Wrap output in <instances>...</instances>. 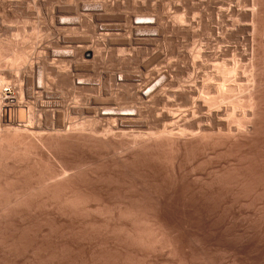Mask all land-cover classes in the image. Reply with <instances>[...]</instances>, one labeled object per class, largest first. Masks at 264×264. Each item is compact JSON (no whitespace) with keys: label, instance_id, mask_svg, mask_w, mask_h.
Returning a JSON list of instances; mask_svg holds the SVG:
<instances>
[{"label":"bare ground","instance_id":"obj_1","mask_svg":"<svg viewBox=\"0 0 264 264\" xmlns=\"http://www.w3.org/2000/svg\"><path fill=\"white\" fill-rule=\"evenodd\" d=\"M65 1L66 5L62 1L57 9L56 18L51 12L56 41L50 46L53 48L50 54L37 56L36 70L29 64L33 55L29 59L32 52L28 51L32 48L28 46L33 42H26L24 35L20 43L10 38L4 40L2 35L0 38V264H53L58 258L66 264L75 259L76 251L87 254L89 242L86 241L91 239L103 240L117 251L113 262H129L137 254L149 264L158 253L163 255L166 251L168 256L175 255L180 252L176 250L179 246L176 248L174 235L159 210L170 178L186 186V194L198 210L204 203L212 202L231 213L240 197L258 192L264 198V0H182L189 9L196 2L194 6L199 7L200 17L195 24L213 31L218 42L234 39L250 47L246 51L243 45L244 50L240 52L236 46L233 52L224 45L225 48L215 53L203 50L202 55L197 53L206 59L212 58L215 64L223 62L214 72L221 83L213 85L215 81L220 82L213 79V84L208 82L211 87L203 84V90L200 89L205 91L199 97L202 103L193 100L197 88L190 86L189 81L180 91L174 89L176 73L170 70L171 66L148 70L147 64L140 66L138 59L140 50H152L159 43L169 42L171 33L194 36L193 20H187L188 24L182 26V19L176 17L171 23L164 8L154 3L145 5L144 0H129L121 6L117 0H97L93 4L83 0L87 4L82 7L78 0ZM25 3L24 0H0L2 18L17 22L20 17L22 21L25 15H21L28 7ZM62 5L65 9L60 8ZM119 8L124 9L122 14ZM206 9L216 10L217 23L232 29L219 32L218 27H207ZM47 16L49 19L50 15ZM229 16L234 17V24ZM83 33L91 35L89 45L79 41V37L86 35L88 39V34L83 36ZM120 42L125 47L119 49ZM100 46L109 47L111 60L105 68L101 65L102 69L96 62L106 47L101 50ZM230 52L235 53V60L229 67V61L227 65L225 60ZM118 53L121 57H117ZM180 56L188 67H184L185 71L194 68L193 53ZM245 62L248 63L245 65ZM205 66L201 64L198 68ZM244 71L249 74L251 89L242 96L238 88H242L246 77L242 76ZM186 73L189 76L192 70ZM206 77L203 78L206 82L211 79L210 74V78ZM235 90L242 97L235 98ZM211 91L218 97L213 94L215 99L212 98ZM229 93L234 96H228ZM169 98L191 105V110L186 109V113L183 110L185 114L180 117L177 114L182 112L178 111L179 118H175L170 114L173 109L167 108L171 105ZM159 107L168 112L159 113ZM205 107L207 111L202 114ZM198 113L200 116L195 118ZM240 127L243 129L239 130ZM41 148L62 162L65 171L75 165V173L59 178L66 174H62V169L48 166L51 156L45 153L43 157L39 153ZM219 148L224 150V157L237 162L235 169L223 170L219 177H205L186 164L190 158ZM87 161L93 170L85 173L79 167ZM119 252L123 259L117 256ZM48 254L54 257L47 258ZM201 258L205 257L200 255ZM168 259L160 260L168 263Z\"/></svg>","mask_w":264,"mask_h":264},{"label":"rangeland","instance_id":"obj_2","mask_svg":"<svg viewBox=\"0 0 264 264\" xmlns=\"http://www.w3.org/2000/svg\"><path fill=\"white\" fill-rule=\"evenodd\" d=\"M34 1L35 0H24V3L26 2L27 5H28V7L27 6L26 7L29 8V10L24 6L26 9L24 10V13H22V15H21V17H23V15H25L23 17L24 19L21 18L22 21L19 20L20 19V17H19V19H18L19 21L16 20L17 22H11V21H8L9 19L2 18L3 16H1V14H0V38H1V35H2L3 36L2 38L4 40H5V38L8 39V40L10 38V40L11 41L13 40L14 43H18V42L20 43V42H22L24 40H26V42H28L30 44H31V42H33L34 44L32 43L33 45H31V46H33L34 48L31 47V46H28V43H27V46L29 48H32V49H30V51H28L29 53L32 52V54L29 55L30 56L29 59H31V56L33 55L32 56V60H30V62H29L30 67L33 66L35 68V69L34 68L33 69L36 70L37 69L36 66L38 65L37 64L38 63V57L37 56H40V54L41 55L42 54L44 55V53L45 54H50L51 51H53V48L50 47V46L51 45L53 46V42L56 41V40H53V39H55V36H57L56 35L57 32H55V30H53L54 29L53 26H55V25L50 22L51 21L50 20V17L54 14L53 15L54 17L53 16L52 17L53 18H56L57 9H59V6L62 4L61 2L63 1L64 2L63 3L64 5H66L65 3H67V2L65 0H59V1H57V0H55V1L54 0H52V1H50V0H47V1L46 0H43V2H42V0H36L37 2L35 1L36 2L35 3ZM38 1H40V2H38ZM73 1H75V0H73ZM82 1L83 0L76 1L78 3L79 2L81 3V4L79 3V6L80 7H82V5H85L86 2H88V4L89 3L90 4H93L94 1H97V0H93V1L92 0H85L86 2L85 1L82 2ZM98 1H100V0H98ZM109 1L116 2V0H109ZM117 1H118V3H119L120 6L122 5V3L123 4L126 3V5L129 3V0H126V1L125 0H121V1L120 0H117ZM138 1L142 2L141 0H138ZM44 2H45V4H44ZM51 2H53L52 5H51ZM144 2H145L144 3L145 5L146 4L147 5H150V4H153L154 3L158 7H161V9L164 8L165 9L164 10V13H166L167 19H168V21L170 20L169 22H171V23H173L172 21H174V18H176V17L182 19V23H181L182 26H185V25L188 24V21L187 20H189V21H192L193 20L191 22V23H193V24H191V25H193L192 26L193 27L192 30L194 32H196V33L193 34L195 37L192 36V35H190V37H188V36H185L183 34L173 35L171 33V35H170L169 33H167V35H170L169 36L170 37L169 38L170 41L168 42L166 40L165 45H164V43L163 44L162 43H159V46H157V48H153L154 50L153 49L152 50H148L147 49V51L140 50V53L143 56L140 53L138 54V55H140L138 57L139 62H140L139 65L140 66H145L147 64V67L146 68L147 69L149 68L148 70L155 69L156 67H157V69L160 67V69L162 68L164 70V67L167 69V67L171 66L172 68L169 67V68H171L170 70H172L173 73H176V74L178 73L179 74V75H176V74L173 75V77H174V79L176 81L175 82L176 84H174L175 86H173L174 89L176 88L177 89V90L175 89L176 91H180L178 89L184 88V84L186 86H188V84L191 83L190 86L193 85L194 88H197L196 94H198V95L195 94L193 96L195 98V99L193 98V100H196L197 99L198 102H201L202 103L203 102L202 101V98L200 99L199 97H200V95L203 94V92H205V91H203V92L201 91V90H203L202 89L203 88L202 87L203 84H204V86L205 85H208V82L209 83L211 82L210 84H213V82H214L213 79H215L217 81L218 80L220 81L219 77L217 75H215L216 73H214V72L217 71V68L216 67H220L223 62L222 63L216 62L217 64H215V61L212 58L206 59L205 57H202V56H200L198 54H201L202 55V53L203 52H206V51L209 52V53H215V52H217L219 50V48L220 49L221 48L223 49L226 46L231 51H233L234 47L237 46L236 48H238V50H240V52L242 50H244V48L245 49L247 48L246 51H248L249 50L248 48H250V47L245 46L244 45L245 42H243V41H241V43L239 41L236 43V40H234V39L233 40L231 39L229 41H227L228 39H226V41H224V42H218L215 39L216 37H214L215 36L214 33H212L213 31L209 32V31H206V30H204L202 28H198V26L195 23H197V21H198L197 19H199L200 13L198 12L199 7L196 6L197 7L196 8L194 6L196 2L194 4H192V7L196 8V9H192V7L189 9V8L185 7L184 4H182V0L181 1L180 0H144ZM55 3L56 4L58 3L57 4V6H58L57 8H56ZM64 5H62L63 7L61 6L60 8L65 9L64 7H66V6H64ZM181 6H183V7H181ZM225 8L226 7H224V9ZM49 9L50 10L52 9L53 11L52 10L50 11ZM182 9H184V10H182ZM47 10H48V12H47ZM120 10H122L120 12V14H122L124 9L121 8ZM191 11H193V13ZM206 11L207 12L205 13V17H206L205 20L207 19L206 22L207 21L209 22V23L208 22L206 23V25L209 24V26H207V27H210V28H216V27H218L219 28L218 29L219 32L220 31L221 32H224L225 29H228L229 30L231 28V26H229V25H227V27H229V28H226L224 26L225 24L222 23L223 24L222 25V24H218L217 23L219 21L216 20V13L214 14V12L216 10H214V11L213 10L212 11L209 10V12H208V9H206ZM51 12H54V13L52 14ZM118 12H119V10H118ZM118 12H116V13H118ZM26 13H27V15H26ZM47 14L50 15L49 16V19H48ZM206 14H208L210 16V18ZM214 16H215V18H214ZM195 17H197V18H195ZM1 18H2V20H1ZM228 18L230 20H233L234 19V17L232 19L231 16H229ZM3 20H4V22L7 20L5 24L3 23ZM7 22H9V23L7 24ZM2 23H3L4 26L1 25ZM234 23H235V19H234L233 24ZM242 23H240V24H242ZM112 24H115L116 25V24H118V22H113ZM176 24L179 25L178 22ZM217 24L219 26H217ZM49 26H51V27H49ZM196 26H197V28H196ZM111 29H115V30L117 29L118 30L120 28L119 27H112ZM5 31L7 32V34L5 33ZM19 32H20V34H19ZM80 34L82 35V33H80ZM84 34H88V36L90 37V38L88 37V39H90V40H88L87 37H86L87 35L84 36ZM195 34L196 35L199 34V36L197 35V37H196ZM249 34H250V32L248 33V35ZM23 35H24V38H25L24 40H22L23 39ZM83 36H84V38L83 37H79V41L82 40L81 43L83 45H85V44L86 45H89L90 44L89 41H91V35H89V33H83ZM239 36L242 37L241 35H239ZM240 37H239V39H240ZM31 38H32V40H31ZM81 38H83V39H81ZM85 38L87 40H85ZM17 39H18V41H16ZM27 39L28 40L30 39V40L28 41ZM95 39L96 38H94V40ZM20 40H22V41H20ZM92 41H93V38H92ZM120 44L123 45V43L120 42L118 44L119 45L118 46L119 49L122 48V47H125V46H121ZM168 45H170V47ZM224 45H225V47H224ZM49 47H50V49L51 48L52 49L49 50ZM103 47L104 48L106 47L104 49V51H102V53H100V59H102L103 61L100 60V59H98L99 62H98V60H97L98 63L96 62L97 65L99 64L98 65V68L99 69L105 68L106 65L110 63V62L109 63L107 62L108 60H110L109 59V57H110L109 56V49H108L109 47L108 46H103ZM103 47L100 46V49L103 48ZM158 47H159V49H158ZM187 47H189V48H187ZM242 47H244V48H242ZM46 48H48V49H46ZM47 50L50 51V52H47ZM101 50H103V49H101ZM157 50H158V52H157ZM171 50H173L172 51L173 53H171ZM188 50L191 52V54L193 53L194 56H196V60H195L196 63H194V65H193L194 68L192 67L193 69H191V67H190L189 71L188 70L185 71L186 69H184V67H185L184 65H186V64L182 63L185 60H182L184 58H183V56H180V55H184V57L187 56L188 54H190V52ZM202 50H203V52H202ZM152 51L154 53L153 55H155V53H156L155 57H152L153 56L152 55ZM182 51L184 53H182ZM124 52L127 55L130 54V53H128L130 51H124ZM185 52H189V53L187 54ZM233 52H230V55L227 56L229 59L227 57H226L227 59L225 58L226 59L225 60L226 61V64L228 65V63H229V67H230V65L232 66L233 61L235 60V58L233 59L234 54H235V53L233 54ZM125 53H123V54H125ZM150 53H151V55L148 56V54H150ZM247 53H249V52H247ZM101 54L106 59L105 62H104L105 59L103 58V56ZM115 54H117V52ZM157 54H158V56H157ZM185 54H187V55H185ZM118 55H120V54L118 53ZM118 55H117V57H121V55L120 56H118ZM101 56H102V58H101ZM146 56H148V57H146ZM150 56L152 57V59L153 58H156V59H153V60L151 59L150 60L152 63L150 61H148L151 58ZM144 57H146V58H149L150 57L149 59H147L149 65H148V63H146L147 61H146V58H144ZM161 59H163V60H161ZM164 59H165V61H164ZM33 60H34V62H33ZM36 60H37V63H36ZM140 60H143V61L145 60L146 62H142ZM158 60L159 61L161 60V61L158 62ZM31 62H33V64L34 63L35 64L34 65L33 64L31 65ZM100 63H102V64H100ZM153 63H155V64H153ZM168 63H169V65H168ZM247 63L248 62H245V65ZM143 64H145V65H143ZM178 64L181 65V66H177ZM201 64H202V66H204V65H206V66L205 67H202L203 69L201 67L198 68V66H201ZM207 64H209V65H207ZM213 64H214V67L215 68L213 67ZM101 65H102V68H100ZM207 66H208V70H207ZM185 68L188 69V67H185ZM194 69H196V70H194ZM0 70H1V68H0ZM3 70H4V68H3ZM180 70H181V72H180ZM191 70H192V73L191 74L189 73V74L192 76L193 79L191 77H189L190 75L188 76L187 73H186V72H191ZM183 73L185 74V76H184ZM208 73L210 74V77H211L212 80L210 79L209 81L206 82V80L204 81L203 78H205L206 76L209 77V74ZM211 73H213V74H211ZM247 73L246 72L243 73L242 76L245 75L246 76L245 78L249 77V74H247ZM211 75L212 76L214 75V76L218 77V79H216V77H213L212 78ZM182 76H183V78H182ZM180 77L182 79H179ZM245 78L243 77V79H244V81H242L243 83L239 82V83L243 84V85L239 84L242 87L241 89H240V87L238 88L239 91L241 90L240 92H242V93H240L238 90L237 91L235 90V92L237 94H234V92L231 93V94H234L235 96L234 95H230V93L228 94V96L230 95L232 97L234 96L235 98H237V96L242 97V96H244V94H247L248 93V90L251 89V85H250L251 83L249 81L250 80V77H249V80H248V78L247 79H245ZM187 79H189V80H187ZM190 79H192L194 81H192V80L190 81ZM206 79H207V77H206ZM177 80H179L180 83L177 82ZM184 81H185V83H184ZM187 82H188V84H186ZM201 82H203V83H201ZM247 82L249 84H247ZM220 83H221V81L219 83L215 81V84H213V85L220 84ZM209 87H211V86H209ZM212 92L213 91H211V93H210L212 95L211 97L215 99L214 96H216L217 93L215 95V92H213V93ZM238 93H240V95H242V96H240ZM213 94H214V96H213ZM211 97L209 96L208 98H211ZM216 97H218V95ZM232 97H231V99H233ZM169 99H170L169 104H171V105L168 106L167 108L169 109V107H170V109H173L172 111L170 110V114L173 113L175 115V118H179L180 116H182L183 114H185L187 112V110H191V108H190L191 105L190 106L189 105L187 106V104H185L183 101L178 100V99H175V98H169ZM199 100H201V101H199ZM171 101L174 103V106H172L173 103ZM180 101L183 102V103H181ZM175 102H177L178 104H181V106L178 105ZM186 106H187V108H186ZM158 110H161V111H158L159 113H161V112H168V111H165V109H161V107H159ZM162 110H164V111H162ZM183 110L184 111L186 110L185 113L182 112ZM205 110L207 111L206 107H205V109L203 111H201L202 114H203V112L206 113ZM178 111L179 112H182V114L181 113L180 114H177ZM159 113H157V114H159ZM176 114L178 116L179 115L180 116L179 117H176ZM196 116L199 117L200 114L199 113H198V115L196 114L195 115V118H196ZM238 118H239V116H238ZM241 118L242 117H240V119ZM187 119L189 120L191 118H187ZM244 123L245 122H242L243 125H244ZM242 129L243 128L240 127L239 130H242ZM196 131L194 133H197ZM33 138H34V136H33ZM34 141L38 145V141L36 139H34ZM40 152L43 155V157H45L44 156L45 153H47V155L51 156V158L49 159V162H48V166L51 169H56V167H57V169H62L63 170L62 171L63 172L62 174H64V173L66 174V175H60L61 177L59 176V178H63V176H67L68 174L71 176L77 170V167H74L75 166L74 165V166L68 167V170L65 171L66 169L62 168V165H61L62 162H59V161H57V159H54L49 151L46 152V149L41 148V151L39 150V153ZM48 153H50V154H48ZM224 153L225 152H224V150L222 148H219L216 151H211L210 150V151H207L206 153H203L201 155H198V156H196L194 158H190L188 160V163H186V164L189 166V168L191 170H196L198 172L200 171V173H202L205 177L206 176H210V177L211 176H216V177H219L223 173V170L224 171L225 170H229V169H232V167H233V169H235L237 167V162H235L231 158L224 157V155H225ZM90 166L93 167V165L90 164V161H87V163L86 164H82L79 167V169L84 170L85 173L92 172L93 169ZM72 172H74V173H72ZM193 178H195V177H193ZM170 179H172V180H170ZM170 179L168 181V184L166 185L168 187L165 188V190H166L167 193H165V196H164V200H163L164 203L162 202L161 203L162 205L160 204L161 209H159V210H161V212L159 210L158 211L160 212V215H162V213H164L162 216L166 219L167 225H169L168 226V229L170 231H172V234L174 235L173 237H174V241H175V244H176V248L179 246L176 250H180V252L177 251L176 254L173 255V256L172 255L168 256V254H167L166 251H164L165 253L162 252V253H164L163 255H160L158 253V255L156 254V257H155L156 259L153 258V261H151L149 264H151L153 262H154L153 264H160V262H161V264H174V263L175 264H177V263H180V264L181 263L182 264H188V263L189 264H196V263L197 264H206V262H207V264H264V198L260 197V194L258 192H254L252 194L245 195V196L240 197L239 199H237L238 201H235L234 202V204L236 203L234 205L235 207H233V209H234L233 211L234 212H231V213H228V211H226L225 209H223V207H221L220 204H218V203H213L212 204V202L211 203H209V202L204 203L205 205H203L202 208L198 210L197 208H194V206L191 204L193 202L190 201L191 199H190L189 195L186 194L187 193L186 186L183 185L182 182H179V180H175L174 179L175 180V182H174L173 178H170ZM172 181H173V183H172ZM177 181H178V184H177ZM9 182H12V180H9ZM173 184H174V186H173ZM171 187L173 188V190H172ZM181 187H184V188L182 189ZM168 190H171L172 193H170V191H168ZM184 193H185V195H184ZM172 194L174 195V198H173V195ZM186 195H187L188 198L186 197ZM166 196H167V198H166ZM184 196H185V198H184ZM184 203H186V204H184ZM162 208H164V210ZM202 209H205V210H202ZM218 209H219V211H218ZM183 212H185L186 215L183 214ZM209 213L211 214V216H210ZM184 216H186V219H185ZM210 218H211V220H210ZM189 219H190V221H189ZM229 219H231V220H229ZM194 220H196V221H194ZM173 223H174V225H173ZM196 223H197V225H196ZM170 224H171V226H170ZM173 226H175V227H173ZM177 235H179V237ZM177 238H179V240ZM198 241H199V243H198ZM88 242H89V245H88V253L86 254V253H81L80 251H76V253H77L76 255L77 256L75 257V259L71 260L70 262H67L66 264H84V263L85 264H145V263L148 264L147 261L145 262L142 259V257H140L137 254H133V253H130V254H133L132 256L134 258H131V260L129 262H125V263L124 262H113L112 261V257L115 256V254L117 253V251L114 250L109 243H106L103 240H99L98 241L97 239H95V240L91 239L89 241H86V243H88ZM181 245H182V247H180ZM110 246H111V248H110ZM187 248H188L189 251H187ZM90 250H92V251H90ZM181 251H182V253L184 252V254H181ZM189 253L192 254L195 258H193L192 255H190ZM119 254L120 255H117V256H120V259H123V257L121 256V252H119ZM195 254H197V255L195 256ZM200 255H201V257H205V258L199 259L200 258ZM46 256H47V258H53L54 257V254H48ZM162 256L164 258H166V259H168L166 256L170 257L169 258L170 260L168 259L170 262L166 263V262L161 261L160 260L161 258L164 259ZM190 258H192V259H190ZM154 259H155V261H154ZM157 259H158V262L156 261ZM183 259L185 261L187 260L186 261L187 263L186 262H183L184 261ZM198 259L200 260V263H198V261H199ZM190 260L192 262L194 261V263H192ZM209 261H211V262L209 263ZM53 264H63V263L60 260V258H58V260H55Z\"/></svg>","mask_w":264,"mask_h":264}]
</instances>
